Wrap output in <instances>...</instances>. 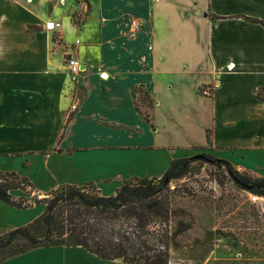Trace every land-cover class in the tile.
Returning <instances> with one entry per match:
<instances>
[{"label":"crops","instance_id":"1","mask_svg":"<svg viewBox=\"0 0 264 264\" xmlns=\"http://www.w3.org/2000/svg\"><path fill=\"white\" fill-rule=\"evenodd\" d=\"M90 2L78 28L68 18L70 0H0V172L27 178L38 194L91 183L111 196L124 182L159 179L174 160L206 149L237 172L264 178V101L257 98L264 0ZM123 16L142 25L133 40L119 35ZM48 21L64 24L66 51L79 54L85 70L76 84L61 51L51 52ZM29 26L42 31L30 34ZM75 38L78 52L68 48ZM142 95L147 116L138 110ZM43 210L0 201V234ZM222 259L213 261L232 264ZM0 264L124 263L50 247Z\"/></svg>","mask_w":264,"mask_h":264},{"label":"trees","instance_id":"2","mask_svg":"<svg viewBox=\"0 0 264 264\" xmlns=\"http://www.w3.org/2000/svg\"><path fill=\"white\" fill-rule=\"evenodd\" d=\"M262 94L264 89L258 91L260 101H264ZM214 161L224 164L236 182L249 188L248 192L264 198V178L242 175L229 163ZM191 162L192 158L174 160L161 178L124 182L111 196H103L88 183L80 187L61 185L39 199L27 178L0 172L1 202L22 210L34 204L44 206L32 222L0 236V263L34 249L79 247L103 261L169 264L174 194L170 184L189 172ZM15 190L24 196L13 197Z\"/></svg>","mask_w":264,"mask_h":264},{"label":"rangeland","instance_id":"3","mask_svg":"<svg viewBox=\"0 0 264 264\" xmlns=\"http://www.w3.org/2000/svg\"><path fill=\"white\" fill-rule=\"evenodd\" d=\"M90 9V0H70L68 18L71 25L79 28L78 24L88 17ZM130 20L138 21L133 16L120 18L119 35L133 40L136 34L129 32ZM28 31L34 34L42 29L29 26ZM60 35L59 30L51 33V52L60 50L66 67L65 61L69 58L78 60L79 54L68 53ZM75 41L79 43L73 41L68 48L78 52L81 43L78 38ZM84 48L83 56L89 58L87 44ZM78 94L83 95L80 91ZM145 95L141 96L138 110L147 116ZM187 158H192L189 172L170 184L174 194L169 264H220L213 261L216 257L223 258L221 263L264 264V198L244 189L243 184L228 173L226 166L214 161L216 158L206 149H197ZM15 192L24 196L19 190ZM34 197L42 199L44 193ZM256 197L258 199L254 200Z\"/></svg>","mask_w":264,"mask_h":264},{"label":"built area","instance_id":"4","mask_svg":"<svg viewBox=\"0 0 264 264\" xmlns=\"http://www.w3.org/2000/svg\"><path fill=\"white\" fill-rule=\"evenodd\" d=\"M64 24L62 22H55V21H48L45 23V29L48 31H56L60 28H62ZM129 26V32L135 35L142 27V25L136 21V20H130L128 23ZM76 44H78V41H75ZM65 65L67 68V71L70 76V80L73 84H76L80 78L81 73L84 71V67L80 64V62L76 59L69 58L65 61ZM234 68L233 65H230L228 68L229 70H232ZM254 200L258 199L253 198Z\"/></svg>","mask_w":264,"mask_h":264},{"label":"water","instance_id":"5","mask_svg":"<svg viewBox=\"0 0 264 264\" xmlns=\"http://www.w3.org/2000/svg\"><path fill=\"white\" fill-rule=\"evenodd\" d=\"M244 187V189H249L247 186H243Z\"/></svg>","mask_w":264,"mask_h":264},{"label":"bare ground","instance_id":"6","mask_svg":"<svg viewBox=\"0 0 264 264\" xmlns=\"http://www.w3.org/2000/svg\"><path fill=\"white\" fill-rule=\"evenodd\" d=\"M137 34V33H136Z\"/></svg>","mask_w":264,"mask_h":264}]
</instances>
